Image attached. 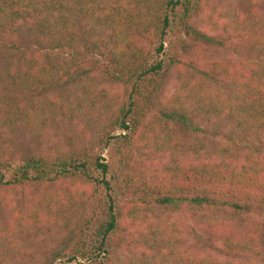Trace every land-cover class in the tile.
<instances>
[{
  "label": "rangeland",
  "instance_id": "1",
  "mask_svg": "<svg viewBox=\"0 0 264 264\" xmlns=\"http://www.w3.org/2000/svg\"><path fill=\"white\" fill-rule=\"evenodd\" d=\"M127 1L69 0L68 5L126 6ZM73 19H77L75 34L85 38L90 32L86 19L75 15ZM5 26L7 33H0V157L98 152L100 117L108 118L106 105L116 87L92 74L80 82L26 90L14 79L23 74L29 58L41 59L47 50L43 43L36 45L37 38L26 29L8 22ZM192 26L222 39L224 47L198 45L180 63L165 67L154 107L131 136L128 153L133 161L152 168L174 159L221 169H255L264 176V163L252 159L246 149L242 139L246 133L235 129L234 142L226 140L232 118L215 115L212 108L236 104L241 95L236 78L254 70L255 55L245 43L264 37V0H202ZM203 98L212 107L209 102L203 106ZM181 106L186 107L188 122H195L191 129L197 131L185 128L176 117L171 121L164 117ZM255 146L264 150L263 144ZM106 152H101L103 160ZM92 210L83 191L66 181L0 191V264H63L54 258L68 251ZM122 227L123 245L113 254L112 264H264L261 210L236 215L226 209L143 205L125 216Z\"/></svg>",
  "mask_w": 264,
  "mask_h": 264
},
{
  "label": "trees",
  "instance_id": "2",
  "mask_svg": "<svg viewBox=\"0 0 264 264\" xmlns=\"http://www.w3.org/2000/svg\"><path fill=\"white\" fill-rule=\"evenodd\" d=\"M68 1L0 0V33H7L8 22L32 33L36 45L43 43L47 50L40 54L41 59H28L23 74L14 79L17 85L35 90L91 79L93 74L117 89L106 105L108 118L100 117V150L95 154L48 158L12 153L0 157V191L66 181L93 203L76 240L54 260L112 264L113 254L123 245L120 232L125 216L143 205L226 209L236 215L264 211V176L255 169H221L174 159L152 168L133 161L128 153L131 136L139 132L141 120L154 107L165 67L180 63L198 45H225L222 39L193 30L192 19L202 0H129L126 6L94 3V8L68 5ZM74 15L86 19L85 28L90 32L85 38L73 30ZM89 22L101 32L89 27ZM245 44L255 55L254 70L236 78L241 94L237 103L217 109L203 98L202 104L209 102L215 115L232 118L226 140L234 142L235 129L242 130L251 158L264 163V150L255 146V142L264 145V37ZM93 56L97 59L91 60ZM181 107L164 117L170 121L176 117L191 129L195 122H188L186 107ZM230 111L237 117H231ZM104 150L107 160L100 158Z\"/></svg>",
  "mask_w": 264,
  "mask_h": 264
}]
</instances>
